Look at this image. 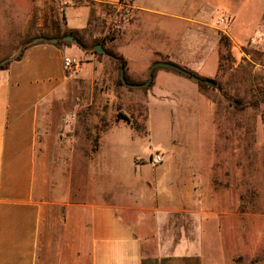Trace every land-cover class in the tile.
I'll return each instance as SVG.
<instances>
[{"label": "rangeland", "instance_id": "374dc122", "mask_svg": "<svg viewBox=\"0 0 264 264\" xmlns=\"http://www.w3.org/2000/svg\"><path fill=\"white\" fill-rule=\"evenodd\" d=\"M89 1L0 0V61L15 57L37 36L50 38L64 30L67 20L80 26L89 17L87 27L79 31L86 48L79 42L66 44L71 45L69 53L79 57L80 66L87 67L88 77L67 82L63 96L49 102L48 137L59 134L58 127L63 124L64 134L79 142L81 156L83 152L97 151L104 140L103 152L112 168L122 162L128 168L129 159H142L144 166L140 167L149 174L167 162L175 169L178 166L187 170V199L207 204L198 214L203 220L207 264L217 263L218 222L225 224L224 235H235L232 226L236 225L241 238L243 233L249 237L252 249L264 248V45L257 43L262 30L251 31L240 55L227 33L220 29L229 22L221 25L223 15L215 17L219 13L208 18H213L209 25H203L187 20V8L183 10L180 0H174L167 8L169 15L142 13L134 7L133 0ZM161 29L171 33L168 44L173 57L181 61L178 64L202 77L211 76L215 86H202L195 78L163 66L156 68L147 87L118 84L121 68L109 50L120 55V46L128 44L130 47L122 48L131 59L125 70L133 82H143L151 65L142 64L147 56L170 59L150 48L160 42ZM221 34L229 38V46L220 45ZM183 35L187 36V46H183ZM190 41L201 43V54L207 50L201 65L197 63L199 68L189 62ZM97 43H103L106 53L95 50ZM86 53L107 61L94 76L91 57ZM161 69L175 75H161ZM60 134L64 136L63 132ZM156 152L164 154L162 163L151 162ZM119 154L125 159L114 158ZM184 155L186 159H180ZM86 162L81 160V171ZM237 211L240 214L234 216ZM247 212L254 216H246ZM198 216L188 213V219L177 226L192 233V220ZM231 240L229 236L225 249H243L240 241L234 247ZM245 259L236 255L233 262L244 264ZM248 260L264 264V250Z\"/></svg>", "mask_w": 264, "mask_h": 264}, {"label": "crops", "instance_id": "0c3cea01", "mask_svg": "<svg viewBox=\"0 0 264 264\" xmlns=\"http://www.w3.org/2000/svg\"><path fill=\"white\" fill-rule=\"evenodd\" d=\"M179 2L183 10L187 8L190 23L209 25L213 18H208L217 13L216 19L231 17L228 24L220 23L227 25L220 29L240 55L253 29L262 30L257 43L264 45L260 37L264 34V0ZM172 3L174 0H133L142 13L159 15H169L167 8ZM88 23V16L80 26L67 20V28L81 31ZM161 31L160 42L151 44L152 52L181 63L168 44L170 31ZM182 37L183 46H187V36ZM123 46H130H120L119 53L128 62L131 59ZM70 48L33 39L0 68V264H207L203 220L198 216L207 204L187 199V170L175 169L167 162L149 174L140 167L144 160L137 159H129L128 168L123 162L112 168L103 152L104 140L97 151L81 156L79 142L64 134L63 124L58 127L59 134L48 137L49 102L63 96L67 82L88 77L87 67L81 64L73 74L65 71L64 56L74 55ZM201 48V43H188L189 62L195 67L207 54L206 50L195 60L202 55ZM212 48L215 50L216 44ZM158 59L147 56L142 64ZM106 62L91 57L92 76ZM159 74L175 75L166 69ZM114 158L125 159L121 154ZM81 160L87 161L82 171ZM192 212L198 219L192 220L194 230L188 234L184 226L177 225ZM250 215L254 216L246 213ZM224 227L223 221L217 223L216 264H235L236 255L247 257L244 264H252L248 259L264 248L252 249L249 237L243 233L241 238L237 232L239 226H232L235 235H224ZM229 236L234 247L240 241L243 249H225Z\"/></svg>", "mask_w": 264, "mask_h": 264}, {"label": "water", "instance_id": "95a60500", "mask_svg": "<svg viewBox=\"0 0 264 264\" xmlns=\"http://www.w3.org/2000/svg\"><path fill=\"white\" fill-rule=\"evenodd\" d=\"M62 39L64 40H68V41H71V42H79V39L76 35L74 34H67L65 36L62 37ZM40 40H49V41H52V42H56L58 41L59 39L56 38V37H52V38H49V37H46V36H38L36 38H34V41H40ZM95 50L99 53H106V49L104 47V45L102 43H98L94 46ZM11 58H6L2 61H0V65H2L3 63L9 61ZM159 66H163V67H167V68H170V69H174V70H177L183 74H186L192 78H195L196 80L200 81V82H205V83H208L212 86H215V82L213 79L211 78H203L197 74H195L194 72H192L191 70L187 69L186 67H183L181 65H179L178 63H175L173 61H170V60H157L155 62H153L148 70V78L147 80H145L144 82H141V83H133V82H129L127 79H126V76H125V67L122 66L121 67V71H120V77L123 81V83L129 87H132V88H142V87H147L151 84V82L153 81V78H154V70L159 67ZM237 104H239V101H236Z\"/></svg>", "mask_w": 264, "mask_h": 264}, {"label": "trees", "instance_id": "16d2710c", "mask_svg": "<svg viewBox=\"0 0 264 264\" xmlns=\"http://www.w3.org/2000/svg\"><path fill=\"white\" fill-rule=\"evenodd\" d=\"M87 2H88V4L90 3V1L89 0H86ZM123 0H120V2H122ZM67 34H74V35H76L77 37H78V39H79V44L83 47V48H86V46H87V44H86V42L82 39V37L80 36V34H79V30H76V29H68V28H65L64 30H62V31H58L57 33H55L54 35H52L50 38H52V37H56V38H58L59 40L58 41H56L55 43L56 44H68L69 43V41L68 40H64V39H62V37L63 36H65V35H67ZM229 43H230V40H229V38L226 36V35H224V34H221L220 35V45H222V46H225V47H227V46H229ZM98 44V43H97ZM103 44V43H102ZM109 52H111L110 54L115 58V59H117L118 60V65H119V67L121 68L122 66H126L127 65V60L123 57V56H121V55H116V53H113V51H110L109 50ZM220 58H221V60H222V58H223V52L220 50ZM158 60H164L163 58H160V59H158ZM11 60H9V61H7V62H5V63H3L2 65H0V68H4V67H6L7 65H8V63L10 62ZM157 61V60H156ZM222 61L220 62V64H219V66H220V68H221V66H222ZM158 68V67H157ZM188 69V68H187ZM156 70V69H155ZM155 70H154V72H155ZM174 70V69H173ZM190 70V69H189ZM192 71V70H191ZM192 72H194V71H192ZM195 73V72H194ZM196 74V73H195ZM125 76H126V79L129 81V82H133L130 78H129V76H128V74H127V72H126V70H125ZM200 76V75H199ZM202 77V76H201ZM203 78H206V77H203ZM117 82H118V84L119 85H125L124 83H123V81H122V79H121V77H118V80H117ZM144 82V81H143ZM200 82V81H199ZM133 83H141V82H133ZM200 84L203 86V85H208V84H206L205 82H200Z\"/></svg>", "mask_w": 264, "mask_h": 264}, {"label": "built area", "instance_id": "2783aa9c", "mask_svg": "<svg viewBox=\"0 0 264 264\" xmlns=\"http://www.w3.org/2000/svg\"><path fill=\"white\" fill-rule=\"evenodd\" d=\"M231 17L224 15L221 17V22L226 23L230 22ZM260 37H264V34L260 35ZM80 59L74 55H65L63 59V67L67 73H72L79 66ZM142 159H137V162H141ZM164 161V154L161 152H156L153 156H151V162L154 164H159Z\"/></svg>", "mask_w": 264, "mask_h": 264}]
</instances>
